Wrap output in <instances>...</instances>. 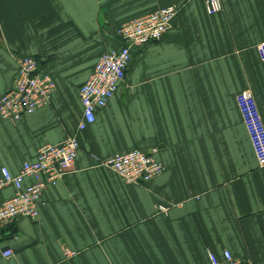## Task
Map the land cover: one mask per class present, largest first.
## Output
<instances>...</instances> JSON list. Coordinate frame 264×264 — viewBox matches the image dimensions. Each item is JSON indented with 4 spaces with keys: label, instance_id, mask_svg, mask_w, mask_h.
Listing matches in <instances>:
<instances>
[{
    "label": "crops",
    "instance_id": "1",
    "mask_svg": "<svg viewBox=\"0 0 264 264\" xmlns=\"http://www.w3.org/2000/svg\"><path fill=\"white\" fill-rule=\"evenodd\" d=\"M171 5L170 29L134 51L118 92L79 131L80 87L122 46L117 28ZM263 42L264 0H222L216 14L205 0H0V97L20 56L57 82L36 113L0 115V170L17 173L45 144L80 142L74 170L45 189L39 219L0 233V264H211L208 252L225 250L264 264V167L237 101L252 90L264 120ZM134 148H157L165 171L127 184L102 164ZM13 194L1 190L0 204Z\"/></svg>",
    "mask_w": 264,
    "mask_h": 264
},
{
    "label": "built area",
    "instance_id": "2",
    "mask_svg": "<svg viewBox=\"0 0 264 264\" xmlns=\"http://www.w3.org/2000/svg\"><path fill=\"white\" fill-rule=\"evenodd\" d=\"M205 5L209 14L222 10V0H205ZM178 11L175 5H171L134 18L117 28V38L122 41V46L103 53L80 87L83 115L78 123L79 131L93 124L98 111L106 107L118 92L126 79L134 51L161 40ZM258 49L264 58V42ZM56 89L55 77L41 69L37 58L20 56L14 86L0 97V115L13 121L32 115L51 103ZM237 101L259 164L264 167V120L253 91L246 89L240 92ZM79 151V139L72 135L60 143L43 145L36 159L25 161L17 173L2 167L0 191L13 188L14 194L0 204V229L20 218L38 220L45 189L57 185L74 170ZM157 152V148L149 152L134 148L119 152L102 164L113 169L127 184H147L165 171ZM161 209L165 208L161 206ZM12 254L11 250L4 252L5 256ZM208 256L211 264H252L235 257L230 250H225L222 257L212 251Z\"/></svg>",
    "mask_w": 264,
    "mask_h": 264
},
{
    "label": "water",
    "instance_id": "3",
    "mask_svg": "<svg viewBox=\"0 0 264 264\" xmlns=\"http://www.w3.org/2000/svg\"><path fill=\"white\" fill-rule=\"evenodd\" d=\"M8 230H11L12 233H17L18 232V227L16 226V223L13 222L8 227H6L4 229H0V233H4V232H6Z\"/></svg>",
    "mask_w": 264,
    "mask_h": 264
},
{
    "label": "rangeland",
    "instance_id": "4",
    "mask_svg": "<svg viewBox=\"0 0 264 264\" xmlns=\"http://www.w3.org/2000/svg\"><path fill=\"white\" fill-rule=\"evenodd\" d=\"M54 76V75H53Z\"/></svg>",
    "mask_w": 264,
    "mask_h": 264
},
{
    "label": "trees",
    "instance_id": "5",
    "mask_svg": "<svg viewBox=\"0 0 264 264\" xmlns=\"http://www.w3.org/2000/svg\"><path fill=\"white\" fill-rule=\"evenodd\" d=\"M119 39V38H118Z\"/></svg>",
    "mask_w": 264,
    "mask_h": 264
}]
</instances>
